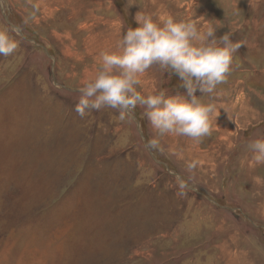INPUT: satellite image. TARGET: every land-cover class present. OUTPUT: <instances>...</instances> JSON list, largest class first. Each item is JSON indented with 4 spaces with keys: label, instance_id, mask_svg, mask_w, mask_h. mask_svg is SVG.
Wrapping results in <instances>:
<instances>
[{
    "label": "rangeland",
    "instance_id": "rangeland-1",
    "mask_svg": "<svg viewBox=\"0 0 264 264\" xmlns=\"http://www.w3.org/2000/svg\"><path fill=\"white\" fill-rule=\"evenodd\" d=\"M68 1L0 0V31L18 45L0 56V264H264V164L245 147L264 139V0H126L128 15L124 0ZM110 2L99 14L129 21L96 46L80 16ZM138 11L211 24L238 45L219 95L200 97L216 111L198 141L153 146L139 106L123 119L75 111ZM141 90L186 95L156 65Z\"/></svg>",
    "mask_w": 264,
    "mask_h": 264
},
{
    "label": "clouds",
    "instance_id": "clouds-1",
    "mask_svg": "<svg viewBox=\"0 0 264 264\" xmlns=\"http://www.w3.org/2000/svg\"><path fill=\"white\" fill-rule=\"evenodd\" d=\"M134 20L137 26L121 31L115 50L99 53L94 74L78 89L76 113L83 118L88 110L107 107L120 112L123 119L139 106L156 133L150 141L153 146L167 136L198 141L210 134L216 106L200 97L219 95L217 88L226 82L238 45L227 32L218 36L216 27H198L191 19L168 16L156 22L150 14L138 11ZM17 47L6 31H0V56L12 55ZM154 65L178 77L186 95H168L164 90L145 94L142 77ZM245 147L254 165L264 164V139L252 140ZM178 183L184 186L179 178Z\"/></svg>",
    "mask_w": 264,
    "mask_h": 264
},
{
    "label": "crops",
    "instance_id": "crops-1",
    "mask_svg": "<svg viewBox=\"0 0 264 264\" xmlns=\"http://www.w3.org/2000/svg\"><path fill=\"white\" fill-rule=\"evenodd\" d=\"M124 1H125V3H124L125 4V7H127V15H128L130 8L128 7L127 1L126 0H124ZM75 2H76V0H69L68 1V4H70V5H76ZM140 4H143V3H140ZM140 4H136V6H135L134 5V2H133L134 10H135V8H138L139 9L140 8ZM111 5H112L111 2L109 4L99 5L98 8L96 9V11L98 12V14H96V13L95 14H92V13L89 12V13L84 14L83 16L82 15L80 16V19H81V21H83V23H86V24L91 23V27L88 30L89 35L86 38V41L87 42H89V40H90L91 43L95 42V45L97 46L100 43H105V41H108L109 43L106 46H110V48H111V46H112L113 43H110V42H112V41H114L116 39V37L114 35L115 34L117 35V33L119 32V31L116 32V30H117V27L116 26L117 25H120V27H122V29H123L124 20H125L126 23H127L126 19L129 21L127 15H126L127 18L124 17L125 19L124 18L122 19L119 16H118L119 18H114V17L107 18V17L101 16L99 14V11L102 10L104 12L107 11L105 13L106 15H110L109 14L110 11H108V10H111V8H110ZM70 11H71V14H73V16L75 17V11H76V9H72ZM121 19L123 20V23H122ZM102 23H104L103 24L104 25L103 30H101L99 28V27H101V26H99V24H102ZM125 24H124V27H126ZM75 29H77V28L75 27ZM111 30H113V32ZM79 31L82 32V24L79 27ZM75 34H77V33H75ZM110 38H112V39H110ZM87 39H89V40H87ZM73 43H76V41L73 40ZM91 48H92V46H90V50H91Z\"/></svg>",
    "mask_w": 264,
    "mask_h": 264
}]
</instances>
